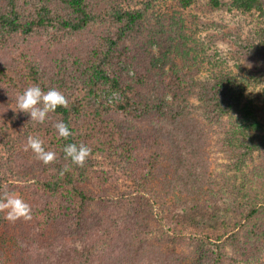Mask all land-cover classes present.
I'll use <instances>...</instances> for the list:
<instances>
[{
    "label": "trees",
    "instance_id": "obj_1",
    "mask_svg": "<svg viewBox=\"0 0 264 264\" xmlns=\"http://www.w3.org/2000/svg\"><path fill=\"white\" fill-rule=\"evenodd\" d=\"M197 1L178 0L169 16L134 0H0V195L18 187L31 207L15 223L0 212V264H264V179L217 186L203 145L216 125L237 160L229 172L252 162L264 177L258 107L243 106L248 83L201 38V16L186 11ZM231 6L253 36L249 83L262 80L264 0ZM30 85L61 91L67 108L43 124L15 113ZM110 91L121 99L109 102ZM58 121L69 138H57ZM29 135L53 163L25 151ZM71 143L91 147L84 167L65 160ZM240 217L258 225L238 229Z\"/></svg>",
    "mask_w": 264,
    "mask_h": 264
},
{
    "label": "rangeland",
    "instance_id": "obj_2",
    "mask_svg": "<svg viewBox=\"0 0 264 264\" xmlns=\"http://www.w3.org/2000/svg\"><path fill=\"white\" fill-rule=\"evenodd\" d=\"M224 1L229 5V7L223 11H214L207 7L205 5V0H198L197 4L189 9H186V11L188 12L189 16H192L193 18H195V15L201 16V38H204L203 40L206 41L210 49H212L214 52L220 53L225 61L226 67L232 68L239 75V77L243 79V81L248 83L245 98L243 100V106L252 102L258 107L256 114L258 120L261 121V129L257 132L251 131V133L254 135L253 138L255 140H261L264 139V78L255 82L252 80V82L249 83L252 75L258 72L257 60L255 61L251 54H247V50H249L248 45L250 46L251 44L247 41L251 42V38L253 36L251 37L250 35V26L244 22V20L231 6L232 0ZM132 5L136 10H140L143 9V7L146 8L149 6V13L151 12L158 15L164 14L173 16L180 14L182 10V6L179 4L178 0H134ZM51 34H53L52 31L47 32L45 36H49ZM53 38L61 39V36L56 35ZM40 42L46 46V42L43 40ZM60 57L65 56L60 55ZM107 94V99L111 103L121 99L122 97L119 91H110L109 93L107 92ZM193 102L196 106L201 105V102L196 95H194ZM209 126L213 128H211L208 137H206L208 141H205L203 144L205 147L204 156L206 158L207 164H209L211 175L215 179L217 186L226 189V183H234L233 181L240 183L241 178H244V176L246 179H248V181H253L256 179L258 182V179H264V177H260L261 175L259 174L257 177L253 178L251 175V173L254 172L252 171V167L254 166L252 162H248L247 167H243V164L240 163H238L240 166H236L235 164L229 172L230 164H234L237 161L236 157H234V153L231 148V153L230 151H225L223 149L224 147L220 143L222 134L216 132V125L210 123ZM234 172L238 174L237 178L232 176ZM262 175H264V171H262ZM231 188L232 186L227 188V191L230 194L228 195L233 199L234 204H236L235 197L233 195L235 192H231ZM11 193H16L17 195L21 196V191L18 187H13V191ZM234 204H232V206ZM238 219H241L240 223L242 224V226L238 227V229L245 227L248 229V231H250L253 227H255V225H258V222H256L254 219L245 221L242 219V217ZM160 230L161 228H157L154 236H159L158 232ZM256 231L257 229L253 230V232ZM179 248L181 247H177V249ZM179 250L181 251L183 248Z\"/></svg>",
    "mask_w": 264,
    "mask_h": 264
},
{
    "label": "clouds",
    "instance_id": "obj_3",
    "mask_svg": "<svg viewBox=\"0 0 264 264\" xmlns=\"http://www.w3.org/2000/svg\"><path fill=\"white\" fill-rule=\"evenodd\" d=\"M170 99V97H169ZM66 96L55 88L44 91L39 85H30L16 96L15 113H24L29 121L43 124L50 118V114L56 112L59 107L67 108ZM53 127L57 138L67 139L72 135L70 127L63 121L56 122ZM31 151L34 158L44 165L53 163L56 152L49 150L45 142L39 136L29 135L25 151ZM65 160H70L78 167H84L92 149L86 144H67L62 149ZM67 171V168L63 169ZM0 212L4 213L3 219L10 223L23 219H31V207L23 198L16 193H3L0 195Z\"/></svg>",
    "mask_w": 264,
    "mask_h": 264
}]
</instances>
